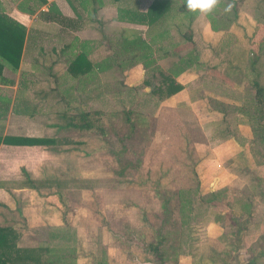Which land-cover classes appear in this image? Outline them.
I'll use <instances>...</instances> for the list:
<instances>
[{
    "label": "crops",
    "instance_id": "obj_1",
    "mask_svg": "<svg viewBox=\"0 0 264 264\" xmlns=\"http://www.w3.org/2000/svg\"><path fill=\"white\" fill-rule=\"evenodd\" d=\"M153 1L45 0L43 4L42 0H0V11L26 28L18 69L4 66L0 75L3 133L43 136L54 131L57 135L67 128L41 119L58 110L59 95L78 91L75 86L65 87L64 80L87 81L86 88L79 90L89 93L91 81L107 73L94 64L106 63L107 57L111 64H122L127 61L124 58L134 57L133 41L142 38L148 28L118 16L124 11L146 12ZM173 1V14L182 15V0ZM35 4L40 6L29 12ZM50 5L76 24L71 21L72 27L50 20L48 16L54 15L48 11ZM227 7V0H220L206 16L191 12L195 15L190 26L193 44L177 53L165 48L161 57L156 51L160 45L154 44V56L143 61L152 65L157 61L164 70L188 52L198 54L194 64L174 77L182 89L157 106L159 113L161 108L175 111L184 132L181 140H185L191 159L187 155L184 158L191 166L181 168L178 178L173 172L157 171L164 149L176 144L165 136L166 131L159 134L153 129L147 148L156 152L151 170L157 171L156 183L159 181L164 192L176 199L180 192L190 200L183 199V204L177 201L184 226L168 252L177 260L167 264H264V118L250 119L245 112L252 106L250 97L254 93L250 89L249 93H238L235 86L228 85L219 89L212 79L204 77L211 71L224 78L228 68L224 80L231 85L240 69L242 87L250 88L254 82L264 87V23L243 8H234L231 15L224 11ZM228 13L231 20L213 29L209 17L224 18ZM229 36L232 39L227 42ZM75 59L92 65V70L87 66L74 77L67 68ZM143 62L120 67L126 84L142 82ZM48 96L53 98L52 103L42 102ZM28 129L36 132L29 134ZM45 147L0 144V264H97L95 255L88 251L97 237L85 226L86 218L76 216L75 207L79 205L70 195L74 187L68 180L57 181L58 173L36 183L38 174L22 172V167L27 169L23 158L39 160L48 153L58 158V151ZM151 176L146 175L150 185ZM127 205L132 209L142 206ZM182 207L193 210L184 212ZM190 222H196L194 236L188 229ZM108 260L107 264L116 263ZM135 262L140 264L138 259Z\"/></svg>",
    "mask_w": 264,
    "mask_h": 264
},
{
    "label": "rangeland",
    "instance_id": "obj_2",
    "mask_svg": "<svg viewBox=\"0 0 264 264\" xmlns=\"http://www.w3.org/2000/svg\"><path fill=\"white\" fill-rule=\"evenodd\" d=\"M230 1L227 0V5H232L231 10L228 11L231 15L234 8L236 10L243 8L257 21L264 23V0H233L232 3ZM229 13L228 17L231 16ZM161 28L162 25H155L149 33H144L142 38L148 40L153 32ZM170 32V39L157 42L160 47L164 49L171 47L176 53L186 50L185 46L189 44L183 41L175 29ZM157 52L161 55L163 51ZM254 56L255 54L252 57ZM159 67L160 63L157 61L147 68L143 66L144 79L133 86L125 83L124 71L115 63L110 67L103 63L101 70L107 73L100 79L91 81L89 93L79 90L81 87L86 88L87 81L64 80L65 87L75 86L78 91L72 95L67 93L59 95L58 110L51 112L52 115L47 118L41 117L45 123L50 122L54 125L58 123L67 127L60 129L57 135L54 131L48 135L43 134V137L57 139L56 144L45 148L58 151V158H51L48 153L39 160H34L31 156L22 159V164L27 166V169L22 167L23 174L44 175L38 176L36 183H41L43 179H49L48 177L58 173L60 178L58 177L57 181L64 183L68 180L74 187L75 192L70 195L73 194L76 205H79L75 207L76 216L86 218L85 226L93 236L97 237L92 247L88 249L95 255L97 262L101 259L108 262L110 259L112 262L116 260L115 264H137L135 261L138 259L140 264H149V261L156 264V256L144 248V243L157 238L154 230L169 234L166 245L175 244V238L182 234L181 229L184 225L180 223L182 217L180 218L177 202L179 194L177 193L176 199L171 193L164 192L163 185L159 181L156 183L155 176L157 171L167 170L178 178L181 168L187 164L191 166L189 162L191 158L185 140H181L184 132L177 124L175 111L161 108L159 113L158 103L150 94L151 83L153 84L154 81L148 82L153 71H157L152 68ZM59 71L62 72V67ZM227 71L228 68L223 72L224 78H221V75H213L211 71H206L204 77L208 80L212 79L214 87L218 85L219 89L228 85L235 86L234 89L238 93H249L248 86L242 87L243 81L241 82L239 74L241 70L236 72V79L231 85L224 80ZM87 98L89 101L86 100ZM52 100L53 98L48 96L42 102L52 103ZM79 111H103L101 118L104 126L85 131L66 126L68 117ZM127 112L135 123L138 122L139 116L147 119V127L144 131L135 128L131 132L130 123L126 119ZM153 129L159 130V134H163L161 131H166L165 136L169 141L176 143L172 147L165 146L155 172L151 170L156 164L153 158L156 152L147 149L149 135L152 134ZM33 130L28 129L27 132L29 134L36 132ZM160 151L161 148H158V152ZM185 155L189 160L184 158ZM120 170H125L124 175H119ZM62 175L64 176L61 178ZM146 175H152L149 178L151 185L147 183ZM168 196L170 200L167 202L165 198ZM129 203L142 204V206L132 209L127 205ZM164 205L168 206L167 210ZM194 223L196 222H190L188 225L192 236L197 233ZM185 239L187 240L188 237L186 236Z\"/></svg>",
    "mask_w": 264,
    "mask_h": 264
},
{
    "label": "trees",
    "instance_id": "obj_3",
    "mask_svg": "<svg viewBox=\"0 0 264 264\" xmlns=\"http://www.w3.org/2000/svg\"><path fill=\"white\" fill-rule=\"evenodd\" d=\"M43 4L45 0H42ZM119 1V0H114ZM175 1L173 0H154L152 4L148 7L146 12H133V13H120L118 16L120 20L129 21L132 23L137 24H143L146 25L148 28L149 33L151 29L155 25H162L163 28L158 30L157 32H153L150 35V38L148 40L142 39L140 36L137 37V40L133 41V55L131 59L124 58L127 61L124 63H118L116 64L118 67H121L123 69L127 67H131L139 62L146 61L150 58H152L154 55V49L153 45L156 44L158 41L163 39H170L171 38V30L175 29L178 34L182 37L183 41H185L187 44L192 45V32H191V23L194 18V14L187 11L185 7L183 8V14L182 15H175L174 10L172 8H175L174 5ZM179 3V1L177 2ZM183 7L185 5V0H182V3H180ZM183 4V5H182ZM40 4H35L33 9H30L29 12H34L36 8H38ZM49 13H54L53 16L50 17V20H55L62 22V24L72 26L73 24H76L72 20L65 18L62 16L59 11L56 9L55 5H50ZM55 12H57V15H55ZM127 14V15H126ZM210 21L212 24L213 29H217L219 27H223L224 21H230V17H220V16H210ZM72 21V23H71ZM168 22V23H167ZM73 27V26H72ZM183 28V29H182ZM25 32L26 28L9 17L4 12L0 11V75L2 72V68L4 66H7L13 71H16L20 64V57L22 53V48L24 44V38H25ZM229 42L232 39V36H229L226 38ZM157 45V44H156ZM163 47H159L158 50L165 51ZM115 55H117L116 52H114ZM166 55V53L164 54ZM162 55H158V57H161ZM134 59V60H132ZM106 60L107 67L112 66L109 61ZM198 60V54L194 53V50L191 52H188V54L182 58L179 59V61L172 66H170L167 69H157V71L152 74L150 82L148 80V83H151V90L150 94L155 97L157 103L169 98L176 92L180 91L182 89V85L178 83L175 80V76H177L179 73L184 71L187 67L191 66ZM152 65V62H143V66L145 68ZM87 66H91L87 63H82L80 59H75L72 61L69 65L67 70L76 77L80 72L84 71V69L87 68ZM93 66H95L97 69L101 70L102 64L96 63ZM250 91L254 93L253 97H250V104L252 106L251 109L248 108L246 110V114L249 116L250 119L260 120L264 118V87L260 86L257 82H254L251 84V87L249 88ZM29 113V112H26ZM6 112L4 113V115ZM129 112H127L126 119L130 123L131 132L135 130V128H140L144 131V128H146L147 119L145 117L139 116L138 122L135 123L133 120L129 117ZM103 111H79L76 112L74 115H70L68 117V123L66 126L73 127L78 130H90L95 128L103 127L104 123L102 122ZM4 119V117H3ZM140 125V126H139ZM4 124H2L0 128V144H9V145H28V146H35V145H41V146H49L52 144L57 143V139L54 137H43V136H32V135H15V134H4ZM255 131V129H254ZM123 170L119 171V175H121ZM177 194V193H176ZM175 194V195H176ZM180 202L185 199L187 202H189V199H186L184 197V194L178 193ZM214 195L213 193H210V196ZM170 196L166 197L165 201H169ZM183 204V202H182ZM165 209H168V206L164 205ZM181 208V207H180ZM191 212V207L183 209L182 211L185 212ZM162 232V231H161ZM157 233V238L151 242L144 243V248L147 250V252H150L151 254L155 255L157 258L156 264H167L166 261L173 260L176 261L177 257L174 256L173 258L170 257V254L168 253L171 249V245H166V241L168 239L169 234H163V232ZM169 247V248H168ZM168 250V252H167ZM97 264H107L106 260L101 259L98 261Z\"/></svg>",
    "mask_w": 264,
    "mask_h": 264
},
{
    "label": "clouds",
    "instance_id": "obj_4",
    "mask_svg": "<svg viewBox=\"0 0 264 264\" xmlns=\"http://www.w3.org/2000/svg\"><path fill=\"white\" fill-rule=\"evenodd\" d=\"M219 2L220 0H185V9L192 13H198L202 17L212 13ZM231 8L232 5L229 4L224 11L228 12Z\"/></svg>",
    "mask_w": 264,
    "mask_h": 264
}]
</instances>
